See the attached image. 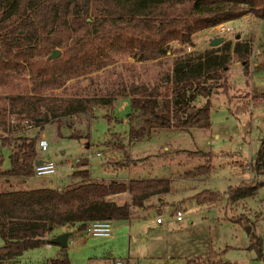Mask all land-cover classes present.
<instances>
[{
    "label": "trees",
    "instance_id": "16d2710c",
    "mask_svg": "<svg viewBox=\"0 0 264 264\" xmlns=\"http://www.w3.org/2000/svg\"><path fill=\"white\" fill-rule=\"evenodd\" d=\"M246 15L264 20V0H0V124L18 126L27 120L38 125L34 134L0 135L9 159V166L2 167L0 153V259L51 242L57 226L86 230L93 220L127 219L133 207H144L151 197L172 191L167 178H91L86 156L72 164L74 179L65 184L23 186L34 181V162L41 159L37 140L45 124L72 127L75 119L91 116L94 107L128 96L129 143L161 129H208L211 89L227 80L231 51L248 74L249 45L226 41L203 52L185 53L174 59L170 73L151 84L113 80L105 93L88 94L95 79H87L72 94L71 81L80 83V78L106 70L117 62V54L158 61L167 56L169 42L190 44L196 32ZM56 48L60 55L48 59ZM26 77L29 84L23 85L19 79ZM199 96L207 100L198 104ZM79 133L73 129L70 136L80 137ZM106 144L114 155L122 154L114 160L115 167L124 165L129 155L121 135L113 132ZM185 152L204 158L191 174H206L211 152ZM251 165L255 175L264 176V134ZM263 183L264 179L241 180L229 185L227 200L252 196ZM121 191L130 193L128 200L108 198ZM231 219L251 224L249 247L264 264V240L253 230V221L246 214ZM46 264H70L67 246L47 257Z\"/></svg>",
    "mask_w": 264,
    "mask_h": 264
},
{
    "label": "rangeland",
    "instance_id": "374dc122",
    "mask_svg": "<svg viewBox=\"0 0 264 264\" xmlns=\"http://www.w3.org/2000/svg\"><path fill=\"white\" fill-rule=\"evenodd\" d=\"M225 27L227 30L223 32L211 28L196 32L190 44L169 42L167 56L158 61H135L117 54V62L106 70L80 78L95 79L89 86L92 90L88 94L105 93L113 80L151 84L170 73L174 59L185 53L203 52L226 41L233 44L236 41L246 42L249 45L248 74H244L242 63L231 51L225 72L227 80L221 85H213L209 96L210 128L157 130L133 141L131 149V143L127 140L130 103L129 98L125 97L110 107L97 104L91 116L75 119L72 127L66 123L58 126L50 121L40 130L38 154L43 159L55 160L57 167L54 172L35 176L34 181H27L23 186L65 184L74 179L71 176L74 169L72 164L85 156L89 159V175L93 178L121 179L135 172L162 175L163 172L168 173L170 161L169 170L181 179L173 190L177 191L175 196L166 198L168 202L160 212L155 206H150L148 211H139L145 215L142 219H131L129 222L111 220V235L92 233L83 240L80 237L74 243L70 242L67 248L70 264H116L117 259L121 260V264H211L216 263L215 259H228L233 264H262L255 250L249 247V237L245 236L247 224L242 226L231 221V218L243 214L237 212L236 208L245 202L251 221L258 218L253 230L264 240V187L260 186L254 195L235 202L227 200L225 191L229 185L241 180L264 179V176L255 175L250 170L251 158L264 134V20L249 15L229 21ZM217 37H224V41L212 47L210 44ZM188 45L190 51L187 50ZM19 81L23 85L29 84L27 77ZM81 82L71 81L68 91L77 93L76 88L83 87ZM206 100L199 96L195 102L203 104ZM4 126L0 124V135L4 136L19 132L34 134L38 129V125L30 124L27 120L18 126L6 121ZM73 129L80 132V137L70 136ZM113 132L121 135L128 150V160L132 153L149 165L136 169L124 166L116 168L114 160L123 158L122 154L114 155V150L106 144ZM41 138L46 140L45 148L40 143ZM195 148L208 150L212 154L211 167L203 174L206 178L199 181L197 186L201 188L199 191L209 188L225 194L221 202L214 205L197 202L192 189L196 184L186 178L196 163L204 161L203 157H189L185 152ZM89 152L91 156H87ZM0 153L3 156L1 166L8 167V150L1 144ZM174 201L177 205L173 208L171 203ZM176 209L182 210V220L173 216ZM157 215L163 220L161 224L155 220ZM77 230L76 225H60L53 229L51 235ZM2 243L3 239L0 238V245ZM56 248L54 243H50L48 248L41 244L17 256L1 258L0 264H46V257L55 253Z\"/></svg>",
    "mask_w": 264,
    "mask_h": 264
},
{
    "label": "crops",
    "instance_id": "0c3cea01",
    "mask_svg": "<svg viewBox=\"0 0 264 264\" xmlns=\"http://www.w3.org/2000/svg\"><path fill=\"white\" fill-rule=\"evenodd\" d=\"M124 83H126L127 84V81L128 80H126V79H124ZM82 84H83V86L87 83V79H83L82 80V82H81ZM91 90L92 89H90V90H88V93L89 92H91ZM128 98V96H123V97H118V98H116L114 101H113V103L112 104H114L118 99H121V98ZM112 104L111 105H109L108 107H110V106H112ZM96 107H94V109H95ZM74 116V115H73ZM132 144L133 143H131V146H130V148L132 149ZM129 148V149H130ZM166 149H168V148H165V150ZM201 150H203V151H208V150H204V149H201ZM131 153V152H130ZM166 156H167V158L169 157L168 156V153H166L165 154ZM254 155V154H253ZM87 156H91V153L89 152L88 153V155ZM145 156V155H144ZM130 160H128V162L126 163L125 162V164L124 165H122V166H124V167H126V168H128V169H136V167H142L143 165H149V164H147V163H145V162H143L141 159H140V156H137V155H133L132 153L130 154V158H129ZM198 163H200V161L198 162ZM198 163H196L195 165H197ZM170 161H169V163H168V165H167V171H168V173H164L163 172V174L162 175H159V174H155V173H149V174H142V173H140V172H135L133 175L132 174H129L128 176H126V177H123V178H121V179H123V180H130V179H134V178H167V179H169L170 180V183H171V185H172V191H170V192H168V193H166V194H163V195H161V196H157V195H155V196H153V197H151L148 201H146V203H145V206L144 207H133L132 208V212H131V214H130V217L129 218H127V219H120V220H127L128 222L131 220V219H142V218H144L145 217V215H143V214H141L139 211L140 210H142V209H144V210H146V211H148V207H150V206H155V208H157V212H160L161 210H162V208H163V206H164V204L165 203H167L168 201L166 200V198L169 196V198L170 199H172L171 197H173V196H175L174 195V193L175 192H177V191H174L173 192V190H174V188L175 187H177V183H178V181L179 180H181V179H179L180 177H177L176 175H174L172 172H171V170H169V168L171 167L170 166ZM105 166H107L106 164H104ZM194 165V166H195ZM163 167L166 169V165L164 164L163 165ZM189 174V173H188ZM91 176V175H90ZM91 178H93V176H91ZM186 178H188L189 180H190V182H192V183H194V184H196V187H194V188H192L193 189V193H195V198H196V201L197 202H199V203H202V204H204V203H208L209 205L210 204H212V205H214L216 202H221V200L224 198V196H225V194H221L220 192H218V191H216V190H212V189H209V188H204L202 191H199L201 188H200V186L198 187L197 186V184H198V182L199 181H201V180H203L204 178H206V177H204V175L203 174H199V173H194V174H189ZM117 179H120V178H117ZM243 179V178H242ZM202 182V181H201ZM236 184V183H235ZM261 187H264V183L261 185ZM199 194V195H198ZM177 195V194H176ZM129 197H130V193L128 192V191H121V192H116V193H114V194H110V195H108V198H111V199H113V200H115V201H117V202H122V201H124V200H128L129 199ZM148 205V206H147ZM171 205L173 206V208H174V206H176L177 205V202L176 201H174V202H172L171 203ZM237 209V212H239V213H243V214H246L247 216H249V214L248 213H250V211H249V208H247V206H246V204H245V202H241V204L239 205V207L238 208H236ZM158 216V215H157ZM157 216H156V218H157ZM250 217V216H249ZM251 219V218H250ZM258 218H256L255 220H253V224H254V226H255V222H256V220H257ZM156 220V219H155ZM182 220V219H181ZM110 222H111V220H110ZM156 222H157V224H161L162 222H163V220H160V221H157L156 220ZM239 224V223H238ZM250 224V223H249ZM240 225H242V224H240ZM246 225V223L245 224H243L242 226H245ZM251 225V224H250ZM112 229H113V226H112V224H111V230L109 231V233H110V235H111V232H112ZM250 230H251V228H250ZM250 232V231H249ZM249 232L247 233V234H245V236H247V237H249ZM108 233V234H109ZM92 234V232H89L88 230H84V231H79V230H77V231H74V233H72V232H70V236L68 237V244H67V248L69 249V245H70V242H75L76 240H78L80 237H81V239L83 240L84 238H86L88 235H91ZM47 243L48 242H45L44 243V245H45V247H50V245H47ZM49 243H52V242H49ZM57 245V244H56ZM59 248H60V246L59 245H57V248H56V250H55V253H52V254H50V255H48L47 257H49V256H54V255H56L57 253H58V251H59ZM68 251V250H67ZM68 254H69V252H68ZM46 257V258H47ZM217 258V257H216ZM118 260V259H117ZM220 260H228V259H220ZM220 260H216L215 259V262H216V264H219V261ZM45 261H46V259H45ZM228 261H230V260H228ZM232 264H233V262L232 261H230ZM262 262V261H261Z\"/></svg>",
    "mask_w": 264,
    "mask_h": 264
},
{
    "label": "built area",
    "instance_id": "2783aa9c",
    "mask_svg": "<svg viewBox=\"0 0 264 264\" xmlns=\"http://www.w3.org/2000/svg\"><path fill=\"white\" fill-rule=\"evenodd\" d=\"M247 16H249V15H246L244 17H247ZM227 23L228 22L218 24V25L212 27L211 29H214L218 32H223V31L227 30V28L225 27V24H227ZM187 50L188 51L191 50V47L189 45L187 46ZM40 143L42 144L43 148L46 147V140L44 138L40 139ZM41 159H42V161L40 163L34 164L33 173L35 176L49 174V173L54 172L56 170L57 162L55 160L43 159V158H41ZM251 160H252V158H251ZM250 170L252 172V165L251 164H250ZM173 216L177 220H181L183 218L182 210L181 209L174 210ZM156 220L160 221L161 218L159 216H157ZM86 230H88L89 232H92V233H109V231L111 230V222H110V220H106V219L93 220L90 222V225L88 226V228ZM47 245H50V243L48 242ZM116 264H121V260H116Z\"/></svg>",
    "mask_w": 264,
    "mask_h": 264
},
{
    "label": "water",
    "instance_id": "95a60500",
    "mask_svg": "<svg viewBox=\"0 0 264 264\" xmlns=\"http://www.w3.org/2000/svg\"><path fill=\"white\" fill-rule=\"evenodd\" d=\"M224 41V37H217L211 42V46L214 47ZM60 55V50L54 49L52 53L49 55L48 59H55L57 56ZM42 161V159H37L35 160L34 164H38ZM251 225L247 224L246 225V233L247 234L250 231ZM70 236L69 231H64L58 234H55L51 238V242L54 244L59 245L60 247H66L68 244V237Z\"/></svg>",
    "mask_w": 264,
    "mask_h": 264
}]
</instances>
